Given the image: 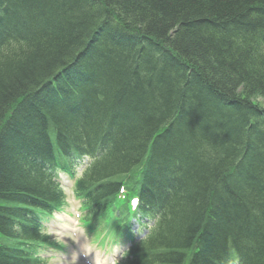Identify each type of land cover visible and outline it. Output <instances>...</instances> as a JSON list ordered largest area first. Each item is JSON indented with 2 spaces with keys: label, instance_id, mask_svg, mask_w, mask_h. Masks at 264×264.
<instances>
[{
  "label": "trees",
  "instance_id": "trees-1",
  "mask_svg": "<svg viewBox=\"0 0 264 264\" xmlns=\"http://www.w3.org/2000/svg\"><path fill=\"white\" fill-rule=\"evenodd\" d=\"M258 98L264 0H0V264H40L25 212L63 204L55 152L100 156L86 219L121 189L157 219L127 264H264Z\"/></svg>",
  "mask_w": 264,
  "mask_h": 264
},
{
  "label": "clouds",
  "instance_id": "clouds-1",
  "mask_svg": "<svg viewBox=\"0 0 264 264\" xmlns=\"http://www.w3.org/2000/svg\"><path fill=\"white\" fill-rule=\"evenodd\" d=\"M138 203L139 201L134 199L132 201L133 207ZM83 225L84 220L81 218L77 227L83 229ZM67 236L70 238L71 243L75 244L76 247L67 255L52 257L48 261V264H80L81 257L86 259L90 255L93 256L95 264H120L121 260L126 258L128 254L127 248L121 250V246L115 244L106 255L95 256L94 245L84 242L87 238L86 230L82 231L79 235L76 232H69L67 233ZM61 239H63V236H61ZM66 243L68 242L66 241Z\"/></svg>",
  "mask_w": 264,
  "mask_h": 264
},
{
  "label": "rangeland",
  "instance_id": "rangeland-1",
  "mask_svg": "<svg viewBox=\"0 0 264 264\" xmlns=\"http://www.w3.org/2000/svg\"><path fill=\"white\" fill-rule=\"evenodd\" d=\"M261 102L262 103V106H264V99L262 98H258V99H255V103H259ZM68 202H69V205H72V197L70 195V193L68 192ZM67 210V209H66ZM68 212L72 215L74 214L75 212H77V209L74 208L73 206H71L69 209H68ZM54 237H50L51 240L56 244H60L59 247L60 248H67L69 243H71L70 241V238L69 237H66L67 236V233H64L63 235H61L60 233L58 235H53ZM61 236H63V239H61ZM66 241L68 243H66Z\"/></svg>",
  "mask_w": 264,
  "mask_h": 264
},
{
  "label": "bare ground",
  "instance_id": "bare-ground-1",
  "mask_svg": "<svg viewBox=\"0 0 264 264\" xmlns=\"http://www.w3.org/2000/svg\"><path fill=\"white\" fill-rule=\"evenodd\" d=\"M71 64V63H70ZM69 64V62L68 63H66V68L67 67H69V66H71ZM47 85V84H46ZM46 85H44L43 86V88H45V86ZM32 90V89H31ZM243 160V159H242ZM242 160L239 162L238 161V158L236 157V158H234L233 160H232V162L231 163H229V164H227L226 165V167H227V169L229 170V171H231V179L233 180V181H236L237 179H238V170L240 169V171H242L243 170V167H244V163L242 162ZM172 162H174V163H177L175 160H173ZM229 181V180H228ZM160 187V189L164 192V188L163 187H161V186H159ZM148 196H150L149 194H147ZM67 228H69L70 230H75V228H73V227H67ZM193 260V259H192Z\"/></svg>",
  "mask_w": 264,
  "mask_h": 264
}]
</instances>
